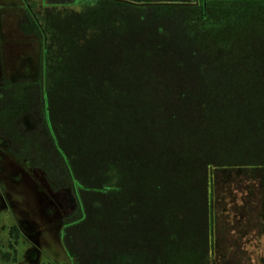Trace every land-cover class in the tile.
<instances>
[{
  "label": "trees",
  "instance_id": "obj_1",
  "mask_svg": "<svg viewBox=\"0 0 264 264\" xmlns=\"http://www.w3.org/2000/svg\"><path fill=\"white\" fill-rule=\"evenodd\" d=\"M21 1L39 73L0 80V143L71 191L67 264H216L219 173L264 233V0Z\"/></svg>",
  "mask_w": 264,
  "mask_h": 264
},
{
  "label": "rangeland",
  "instance_id": "obj_2",
  "mask_svg": "<svg viewBox=\"0 0 264 264\" xmlns=\"http://www.w3.org/2000/svg\"><path fill=\"white\" fill-rule=\"evenodd\" d=\"M21 0H0V80L36 78L39 43L18 30ZM216 264H260L264 233L258 180L248 172L219 173ZM75 209L69 189L53 192L44 174L19 162L0 143V264H67L61 231ZM19 231L14 244L10 230ZM10 244L13 250L10 248Z\"/></svg>",
  "mask_w": 264,
  "mask_h": 264
}]
</instances>
